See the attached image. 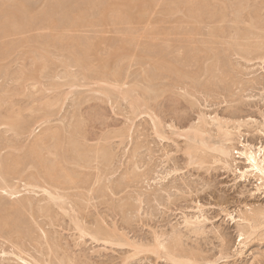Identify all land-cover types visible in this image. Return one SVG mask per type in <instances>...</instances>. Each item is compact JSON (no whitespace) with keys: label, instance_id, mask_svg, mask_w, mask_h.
I'll list each match as a JSON object with an SVG mask.
<instances>
[{"label":"rangeland","instance_id":"obj_1","mask_svg":"<svg viewBox=\"0 0 264 264\" xmlns=\"http://www.w3.org/2000/svg\"><path fill=\"white\" fill-rule=\"evenodd\" d=\"M113 1L97 0V2H99L98 4H100V6H97V4H94V2L97 3L96 0H60V2L59 0H0V120L3 121L5 119L3 117H7L6 115L13 116L14 112L16 111L20 113V117L24 116L22 119H25V121H28L29 123L28 129L26 130L28 132L25 131L26 135H23V133L21 135L14 134L10 130L9 132L8 128L4 125H1L0 121V158L5 160H0V162L3 161L1 163H7L8 161H10L9 159L11 157V159L13 158L14 160L21 163H18L17 167L15 168V171L18 169V173L16 172L15 174H13L16 176V178L15 176L13 177V175H9L6 177V179L8 178L7 182L10 183L11 176L12 179H17L19 175L20 177L22 176V178H20L19 180L27 181V179L30 177H26L27 174L30 175V173L34 174L36 172L37 168H34L36 167V165H34L33 168L27 166V163H29V161L32 162V165L34 163V156L33 158L32 156H28L27 152L30 148H28V145H32L35 138H37L39 135H42V137H44L47 133L48 136H54L55 134L58 136L62 131V137H60L62 139L59 140L60 142L57 141V139L61 135H59L58 138L57 136L56 138L48 137V139L47 136L46 138H44L45 143L47 142V140H49V142H47L49 144V147H47V154H44L46 153L45 150L44 152L41 151V155L45 157V160L49 157L48 160L53 161V156L56 157L55 159H58L61 156L59 154H63L64 151L66 152V150L64 149H66V146H68L66 144V140L70 137V135L68 134L74 129V126L80 123L78 126H80L79 129L81 130V136L83 135L85 141H87H84L86 149H90V152L93 153L96 148H99L100 144V146L102 147L99 148L100 150L103 149L102 151H105L107 149L108 151H105L106 156L104 155L103 159H107V161H109L108 158L110 159V162H107L108 167H105V164L107 165V163H104L103 159V162L98 166L104 168L102 169L103 171L101 173L105 175L104 177L102 176V183L100 184V186L103 187L104 184L107 183L106 185L111 189L109 190V192L106 189L107 194L105 193V190L103 191V194H101V196H104L103 198L101 197L100 199L99 194H97L98 198L90 201V204L88 203L87 206L86 203L85 205H83L84 208L82 207L83 209L81 210L84 211H79V213H81L80 215L83 216L81 218H84L85 222L87 221L86 224H89L90 226H92L93 224L101 225L104 229L110 227L109 230H112V228L117 229L118 225L119 229L116 230L117 234L124 235V238L122 239H127V241H129V244H133L134 240V244L137 243L136 245L147 246L151 243L153 244V240L157 236L159 237L158 241H163L164 246H169V244L171 246V244L173 245L174 243V239H180L179 243L182 242V245L179 244L178 250H181V252L183 251L182 253L185 252L186 254L191 253V255H195L194 257L198 258V261L200 259H203L205 262L209 261L208 263H210V260L213 262L212 258L214 260L218 259L219 255L221 257V254L223 252L225 254L227 253L226 255L229 256L217 261V264H264L263 234H259H262L263 238L261 236H257L258 239L252 238L251 242L248 241L247 246L242 250L241 253H239L240 248L236 247L239 240L237 237L236 225L235 223L230 222L229 217L227 218V216L224 215V213L226 214V212H228L232 213L233 216H237L240 209V211L248 209L249 205L251 207L258 205L263 206L264 192L260 191L258 193L254 190L255 182L253 180L252 182H238L234 180V176L230 172H228V170L225 169L221 163L215 162L213 158L216 157V154L214 155V152H203V150H199L200 152H197V156L200 157V155H202L201 152L207 154L205 155L206 157H204V154L202 155V157L205 158L203 162L204 164L199 165L197 163V165L196 163H192V165L189 162L190 157H188V155L185 153V148L189 147V145L193 146V143H189L187 140L188 138L184 137V135H180L181 137L177 135L178 129H180L179 131L181 133L183 129L184 133V131L187 130L189 124L196 125L198 123L197 115L201 111L206 115V117H213L215 114H217L219 117H226L227 119L231 117L229 118V120H239V118H241L242 120H247V117L248 119L252 118L254 119L252 121L256 120L257 123L249 122V125L251 123L252 125L249 128L242 129L245 134H247L248 132L252 134L251 136L249 135V139L247 137L248 135L244 136V138L253 145H255V143L257 145V143L259 144L261 141L263 142L264 137L260 139L261 136L257 135L255 131L252 132V129L250 130V128L258 123H261L262 126H259L258 124L257 127H263L264 124V48L260 49L259 51L258 49H254V55L253 53H248V55L244 52V49H246V47L244 48V46L247 45V43L248 45H251L252 42L259 43V41H264V39L262 40V38L264 37V31H259L260 33H258V30L264 29V0H242L244 1V4H239V0H227L229 4H227L226 0H134L136 2V5H134L135 3L133 2V0H128V3L126 0V4H132L131 6L128 5L129 8H126V10L128 11L127 14L126 10H124L125 7H127L126 4L124 5L125 0ZM205 1L209 2L208 6H206L207 3ZM231 1L233 4L231 3ZM111 2H113V7L111 5ZM122 2L123 4H121ZM138 2L141 4V6ZM145 2L147 3V6L145 8H142L143 3L144 6L146 5ZM214 2L217 4L215 5ZM248 3L250 4L248 5ZM246 4L248 5V9L245 7ZM251 4L253 8L249 7L251 6ZM137 5L140 10L138 9V7H134ZM235 5H243V7L239 8L238 6V8H235ZM104 6L105 8H103ZM188 6L190 8L198 7V13H196L197 11H192L191 13V10ZM231 6L232 8H230ZM120 7H122L123 10H120ZM131 7L132 9H130ZM134 8L137 9L135 10ZM225 8L226 10L229 9V11H226ZM118 9L120 10V12L122 11V15L119 13ZM147 9L148 11H146ZM171 9L172 12L170 11ZM180 9H182V11ZM211 9L212 11H210ZM110 10L111 13H109ZM178 10L181 12H178ZM186 10H188L189 12ZM255 10L258 14L257 16L256 12L254 13ZM100 11L104 12L101 13ZM115 11L117 12L116 15ZM218 12L221 13L219 14ZM248 12L250 15L249 17L255 16L256 19H252H255L256 23L259 22L261 24L255 25V21L253 22V20L248 17ZM124 15H126V17H124ZM8 16L10 17L8 18ZM124 18H127L128 20H125ZM250 20L252 21L250 22ZM235 21L237 22V24L235 23ZM121 22L123 24H121ZM71 24H74V26L72 27ZM261 27H263V29H259ZM253 28L255 30H258L255 31ZM223 29L225 30L223 31ZM252 30L255 32L254 35L257 37L258 34H261L263 32L261 34L262 36L259 35V40L253 38L250 41L249 39L246 40L244 38L245 34L243 33L248 31L253 34L254 32ZM233 31L234 33H232ZM230 44L232 49H230ZM193 47H195V49ZM236 50H239L238 53ZM190 51L192 54L190 53ZM47 52H49V54ZM258 53L259 56H257ZM209 54L210 57L208 58L207 55ZM255 57L258 59L259 57H262L263 60L261 59V61H258V59H256ZM185 58L187 59L185 60ZM248 58L252 61H249ZM253 58H255L256 60ZM74 59L78 60L79 63L76 64L74 62ZM64 65L66 67H64ZM218 65L220 67H218ZM51 78L53 81L51 80ZM118 79H121V85L124 84L122 85V90H128V87L130 90V85L134 86L135 88L139 87V90L136 89L137 93H133V97H137L138 95L140 96V92L142 90H144L141 92L142 95H144L145 90H155L153 95L156 96L157 94L158 96L156 97L160 99H156L157 102H153V106L155 105L154 109L155 112L157 111L156 113L158 114V116L161 119L163 118V123L166 122L164 124L165 130H163L165 131L164 133H166V137H169V139H167L168 141L166 140V138L160 140L159 138L153 136L154 132L152 130L151 123L149 121V118L145 114H140L138 118H136L137 116H135V118H132L134 117V115L130 112L131 110H129L128 104L121 98L119 99L113 91V96H111L109 99H107V96L100 92V90L103 89L111 92L113 86L110 85L114 84L112 83V81L117 82ZM70 80H72V82ZM100 81L103 83H100ZM104 81L109 82V86L112 88L110 89V87L108 86L109 83L105 84ZM95 82L99 84L95 85ZM66 83L67 85H69L70 83H75L76 85L74 84L73 87H69L70 85L66 86ZM106 85L109 88L106 87ZM46 86L48 88H46ZM62 86L64 87L62 88ZM50 89H52L53 91L51 90V92H49ZM46 90L49 91L46 92ZM183 90L184 92L187 91V93L185 94H187L188 96L190 94L191 95L188 97L183 93ZM206 91L209 92L206 93ZM164 92L165 94H163ZM181 94L183 96H181ZM48 95H50V97ZM65 95H67L66 99H63L64 97L62 96ZM43 96L46 97L44 98ZM43 98L44 100L42 102ZM34 99L38 102L41 101V103L39 104L37 101L36 103H33ZM174 99H176V101ZM31 100H33V102ZM2 104L5 105L3 106ZM51 104H54L53 107H49L51 106ZM39 105H41L43 108ZM28 108H30V111H28ZM32 109L34 110L33 113ZM38 109H40V111ZM41 110L42 112L46 110V113H52H49L48 115L45 112L42 113ZM170 110L172 111V113L170 112ZM175 110L177 111L175 112ZM50 114L54 116L50 118ZM179 114L182 116H180ZM27 115H29V117ZM46 115L48 117H46ZM174 116L178 119H176ZM42 117L44 118L42 119ZM127 119H129L130 121H125ZM34 122L38 123L34 124ZM176 122H178L179 124H176ZM195 122L196 124H194ZM30 124L33 126H30ZM168 124L173 125L176 128L171 129L168 127ZM183 124L185 127L183 126ZM61 126H63L64 129ZM46 127L48 130H45V134L44 129ZM49 127L51 130L49 129ZM54 127L56 129L58 127L60 131L54 129ZM67 128L68 130H66ZM4 129L7 130V132ZM208 129L210 130H208L207 135H212V137L214 136V139L216 136V134H214L215 127L211 126L208 127ZM42 130L44 131V134ZM55 130L57 132L59 131V133L55 132ZM49 131H51V134L49 133ZM53 132L54 134H52ZM121 134H123L125 137ZM3 135L4 137H1ZM36 135L37 137H35ZM176 135L179 138L176 137ZM64 136H66L67 139H64ZM210 136H208V139H206L207 136H205V141L207 143H209L208 141H211ZM104 138L111 141L109 142ZM63 139L65 143L64 141H62ZM103 139L106 143H104ZM30 140H32L33 142L31 143ZM54 140L58 143L57 144L56 142H54V146L56 143L57 148L58 145L63 146V152L61 150H58L60 151V153H57L59 156L51 154L48 155V148H50L51 150V144L54 148ZM102 140L103 142H101ZM215 142L217 143L218 139L213 140L212 142H210V144H215ZM48 144H44L45 146L43 145L42 148L45 149ZM66 154H69L70 156H63L65 155V153L62 156L65 159H70L72 153L68 151L66 152ZM44 155H48V157ZM19 156H21V158ZM25 156H27L28 158L26 159ZM90 156H93V154L90 153ZM48 160L46 162H48ZM99 162L100 161H98V163ZM239 163L240 164L238 166L242 167L243 163ZM74 166L73 164H65V167L68 168L67 170H78V172L82 173V178L87 179L89 176V178L91 177L90 179H93L92 181L94 182L95 177L97 176V170H95L94 168H91V170H87L86 168L85 171V169L83 168L77 169L75 168L76 166ZM40 168L38 166V172H40L41 175L34 174L31 176H42L43 169ZM22 171L25 175L22 173ZM125 175H127L128 177H125ZM15 179H13V182L11 181L12 184H10L16 185L15 183H17V185L14 186V189L16 187L18 189H15V191H22L21 193L18 192L19 195L17 194V196L15 195L13 197H8L5 193L3 194V192L0 191V196H2L0 197V210L2 206L3 208H6L8 210V213L11 212L10 205L13 204L14 200H21L26 196L29 198L34 196L33 200L34 202H37L38 200H40L39 197L42 196L41 191H39L40 189H32L34 193L32 191L29 193V191H27L28 189L26 191H23L24 185L22 186V183L24 181H20L19 183V181L17 182V180L15 182ZM1 180L0 183L2 184L3 182ZM88 181V185H90V188H92V186H94L92 184L94 183L89 179ZM109 182L110 185L108 184ZM20 186L23 188H20ZM98 190H101V187ZM112 190L113 194H111L112 192L110 193V191ZM14 197L18 198L16 199ZM104 201L107 202L105 203ZM6 203H8L9 205H6ZM41 203L43 204L44 202ZM1 204L5 205L3 206ZM245 204L249 205L245 207ZM121 205L124 206V208L127 207L129 209L127 210L126 208L123 211H120L118 208L117 210V206L121 207ZM198 206L200 207L202 213L197 211ZM93 209L97 210L95 211ZM87 210H90L91 213ZM111 210L114 211L112 212ZM137 210L139 212H137ZM224 210H226V212ZM53 211L54 214H52L53 216L51 215L52 219H50L53 228L51 227L49 219L47 220V218L45 219L43 217H38L36 212H33L34 216L30 217V213H25V211H23V216H21V218H18L19 220L16 221L13 220V218V221L10 222V224H7V226L5 225V228L3 227L1 230V234H4L6 237L3 235L2 237L0 234V236L4 239L3 240L2 238H0V251H4L7 254L2 255L3 257L0 254V264H24L21 261H16V257H14V255L12 254L13 252L15 254L19 252L18 248L15 249V245L17 243V245H19L20 243V247L26 244L24 246L25 248L22 247L24 251L28 252L30 249L31 252L29 251L28 254L30 253L31 257H34L36 261L39 259L38 262L40 263H44L45 261L44 264H59V259L65 260L67 264H177L170 262L164 257H161L162 259L156 258V256H154L153 254L146 252H143L145 254L141 253L139 255H136L134 256V258H127L129 255H131V250L133 251V249L129 248L130 246L128 245H124V247L121 246L120 248H118L119 246L115 244H110L111 246L109 244H106L109 245L106 246L105 243L103 244V242L101 241L94 242V240H92L90 237H75V235L78 236V233L74 230V228L72 229L73 226L70 223L69 218H66V216L63 215V213H61V211H59L57 208H55V210L53 209ZM195 211L199 213L197 214ZM4 213H6V210L4 211ZM200 213L204 218L202 222H204L198 225L199 228L198 226H193L194 228L192 226V228L184 226L183 220L185 216L190 217L191 215L195 214L200 215ZM95 215L97 217H94ZM99 216H101V218ZM105 217H107L108 221ZM109 217L111 219H109ZM31 219H34V221H32ZM21 220L22 222H20ZM89 220L91 221L90 223ZM23 221L27 223L28 226H26L25 223L22 224ZM98 221L100 222L98 223ZM11 223H13V225ZM37 223L39 226L37 225ZM110 223L113 224L111 225ZM45 225L47 226V228L45 227ZM15 227L17 228V232L18 228L19 232L21 228L24 227L25 229L23 228V231H21V233L18 232L17 234H12L11 231H14V229H16ZM27 228H29L27 231L28 234L33 232V234L38 233V235L36 236L34 234L36 236H34L35 238L32 235L33 239H31L30 234L28 239H24V235L20 236V234L26 233L25 230ZM173 228H175L176 230ZM31 229L32 232H29L31 231ZM63 229L64 231H62ZM191 229L195 231L193 233L196 236L193 235ZM37 230L40 232V234ZM44 232L47 235V239L46 236L44 237ZM8 233H10L9 237ZM20 237H22L24 240H22ZM15 238L17 239L15 240ZM259 238H261V240ZM28 240L32 241L33 243H30V241ZM258 240L260 241L258 242ZM127 241L125 240L124 243H127ZM47 243H49L48 247H46ZM57 245L60 247L58 248ZM32 247L35 250L32 249ZM36 249H39L42 253H39L40 251ZM53 250L57 252H54V255H52L53 253L50 252ZM196 250H198L199 252ZM49 254L51 255L49 256ZM69 254L70 256H68ZM23 257L32 262V260L29 259L28 256L26 257L24 255ZM13 259L14 262L12 261ZM41 259L43 262L41 261ZM204 261L200 260L199 263L206 264L207 262L205 263Z\"/></svg>","mask_w":264,"mask_h":264},{"label":"bare ground","instance_id":"obj_2","mask_svg":"<svg viewBox=\"0 0 264 264\" xmlns=\"http://www.w3.org/2000/svg\"><path fill=\"white\" fill-rule=\"evenodd\" d=\"M85 1V0H84ZM93 1V0H92ZM100 1V0H99ZM113 1V0H112ZM135 1H137V0H135ZM134 0H133V2L135 3L134 5H136V2H135ZM152 1V0H151ZM167 1V0H166ZM207 1V0H206ZM205 1V2H206ZM242 0H239L238 1V3L239 4H242L244 1H242ZM255 1V0H254ZM22 2V1H21ZM59 2H60V0H59ZM96 2H97V0H96ZM114 2V1H113ZM113 2H111V5H112V7H113ZM132 2V3H133ZM140 2V1H139ZM138 2V3H139ZM178 2V1H177ZM200 2V1H199ZM226 2H227V0H226ZM241 2V3H240ZM264 2V1H263ZM56 3V2H55ZM63 3V2H62ZM85 3V2H84ZM99 2H97V3H95L94 2V4H97V6H100V4H98ZM102 3V2H101ZM108 3H109V1H108ZM116 3V2H115ZM127 3H128V0H127ZM137 3V4H138ZM141 3V2H140ZM139 3V4H140ZM170 3V2H169ZM183 3V2H182ZM192 3V2H191ZM201 3H203V2H201ZM207 3V5L206 6H208V3L209 2H206ZM231 3H232V1H231ZM236 3V2H235ZM234 3V4H235ZM49 4V3H48ZM103 4V3H102ZM101 4V5H102ZM120 4V3H119ZM121 4H123V2L121 3ZM126 4V0H125V2H124V5ZM142 4V3H141ZM141 4H140V6H141ZM145 6H144V3H143V6H142V8H145L146 6H147V3L145 2ZM148 4H150V3H148ZM187 4V3H186ZM198 4V3H197ZM214 4L216 5L217 3H215L214 2ZM227 4H229L228 2H227ZM233 4V3H232ZM244 4V3H243ZM250 3H248V5H249ZM129 4H126V6L127 7H125V9L124 10H126V8H129V6H131L132 4L130 3V5L128 6ZM203 5V4H202ZM247 4L245 5V7L247 8V6H248ZM258 5V4H257ZM260 5V4H259ZM12 6V5H11ZM10 6V7H11ZM76 6V5H75ZM85 6V5H84ZM91 6V5H90ZM97 6H95V7H97ZM107 6H108V4H107ZM115 6V5H114ZM119 6H121V5H119ZM179 6V5H178ZM210 6V5H209ZM236 7L235 8H238V6H239V8L240 7H243V5H235ZM62 7V6H61ZM117 7H118V4H117ZM116 7V8H117ZM134 7H138V5L137 6H134ZM169 7V6H168ZM174 7V6H173ZM189 7V6H188ZM195 7V6H194ZM244 7V8H245ZM249 7H252V4H251V6H249ZM255 7H256V5H255ZM262 7V6H261ZM260 7V8H261ZM44 8V7H43ZM101 8V7H100ZM103 8H105V6L103 7ZM107 8V7H106ZM141 8V9H142ZM148 8V7H147ZM190 8V7H189ZM193 8V7H192ZM190 8V12L192 13V11L193 12H196V13H198V11H199V8L198 7H195V8ZM229 8V7H228ZM230 8H232V6L230 7ZM229 8V9H230ZM233 8H234V6H233ZM243 8V9H244ZM253 8V7H252ZM10 9V8H9ZM69 9V8H68ZM91 9H93V8H91ZM102 9V8H101ZM120 10L122 9V7H120L119 8ZM118 9V10H119ZM130 9H132V7L130 8ZM135 9V8H134ZM137 9V8H136ZM135 9V10H136ZM138 9L140 10V8L138 7ZM149 9V8H148ZM148 9L146 10V11H148ZM168 9V8H167ZM208 9V8H207ZM214 9V8H213ZM229 9H227L226 10V8H225V10L226 11H229ZM242 9V10H243ZM248 9V8H247ZM258 9V8H257ZM120 10H119V13L121 14V12H120ZM123 10V9H122ZM177 10V9H176ZM181 11H182V9H180ZM189 10V9H188ZM188 10H186V11H188ZM204 10H206V9H204ZM209 10V9H208ZM260 10V9H259ZM263 10V9H262ZM130 11V10H129ZM145 11V12H146ZM171 12H172V9L170 10ZM181 11H179L178 10V12H181ZM203 11V10H202ZM210 11H212V9L210 10ZM220 11V10H219ZM231 11V10H230ZM233 11V10H232ZM241 11V10H240ZM250 11V10H249ZM12 12H14V11H12ZM101 12V11H100ZM104 12V11H103ZM103 12H101V13H103ZM116 12V11H115ZM125 12V11H124ZM160 12H161V10H160ZM173 12H174V10H173ZM177 12V11H176ZM189 12V11H188ZM209 12V11H208ZM223 12V11H222ZM242 12H244V11H242ZM253 12V11H252ZM256 12V10L254 11V13ZM81 13V12H80ZM85 13V12H84ZM107 13V12H106ZM109 13H111V10H110V12ZM128 13V11L126 10V14ZM137 13H140V12H137ZM142 13V12H141ZM217 13V12H216ZM219 13V12H218ZM221 13V12H220ZM219 13V14H220ZM229 13V12H228ZM16 14V13H15ZM41 14V13H40ZM47 14V13H46ZM54 14V13H53ZM117 14V12L115 13V15ZM123 14H125V13H123ZM178 14V13H177ZM181 14H183V13H181ZM210 14V13H209ZM227 14V13H226ZM234 14V13H233ZM242 14H244V13H242ZM102 15V14H101ZM122 15V14H121ZM194 15V14H193ZM215 15V14H214ZM258 14H257V12H256V16H257ZM21 16V15H20ZM48 16V15H47ZM114 16V15H113ZM170 16V15H169ZM187 16V15H186ZM199 16V15H198ZM236 16V15H235ZM250 15H249V12H248V17H249ZM10 16H8V18H9ZM24 17V16H23ZM80 17H82V16H80ZM80 17H79V19H80ZM106 17V16H105ZM104 17V18H105ZM123 17V16H122ZM124 17H126V15H124ZM130 17V16H129ZM193 17V16H192ZM213 17V16H212ZM217 17V16H216ZM229 17V16H228ZM233 17V16H232ZM39 18H40V16H39ZM61 18V17H60ZM65 18V17H64ZM103 18V17H102ZM108 18V17H107ZM194 18V17H193ZM197 18V17H196ZM200 18V17H199ZM225 18V17H224ZM227 18V17H226ZM231 18V17H230ZM239 18V17H238ZM249 18H255V16L254 17H249ZM262 18V17H261ZM21 19V18H20ZM58 19V18H57ZM106 19V18H105ZM111 19V18H110ZM109 19V20H110ZM113 19V18H112ZM125 20L127 19V18H124ZM191 19V18H190ZM211 19V18H210ZM213 19V18H212ZM241 19V18H240ZM256 19V18H255ZM255 19L253 20V22L255 21ZM56 20V19H55ZM128 20V19H127ZM198 20V19H197ZM229 20V19H228ZM233 20V19H232ZM252 20H250V22L252 21ZM74 21V20H73ZM80 21V20H79ZM104 21V20H103ZM105 21H107V20H105ZM226 21V20H225ZM224 21V22H225ZM236 21H237V19H236ZM235 21V23L237 24V22ZM246 21V20H245ZM263 21V20H262ZM109 22V21H108ZM111 22H112V20H111ZM117 22V21H116ZM115 22V23H116ZM122 22H123V20H122ZM121 22V24H123ZM194 22V21H193ZM247 22V21H246ZM252 22V23H253ZM75 23V22H74ZM97 23V22H96ZM217 23V22H216ZM240 23V22H239ZM264 23V22H263ZM1 24V23H0ZM12 24V23H11ZM14 24V23H13ZM69 24V23H68ZM129 24V23H128ZM199 24V23H198ZM223 24V23H222ZM249 24V23H248ZM256 24H261V23H256V21H255V25ZM50 25V24H49ZM72 25V24H71ZM81 25V24H80ZM87 25V24H86ZM11 26V25H10ZM25 26V25H24ZM56 26V25H55ZM74 26V24L72 25V27ZM117 26V25H116ZM249 26V25H248ZM9 27V26H8ZM64 27V26H63ZM70 27V26H69ZM82 27V26H81ZM250 27V26H249ZM253 27V26H252ZM264 27V26H263ZM263 27H261V28H259V29H263ZM37 28V27H36ZM256 28V27H255ZM55 29V28H54ZM78 29V28H77ZM254 29V28H253ZM14 30V29H13ZM26 30V29H25ZM64 30H66V29H64ZM68 30V29H67ZM225 29H223V31H224ZM231 30V29H230ZM247 30V29H246ZM255 30V29H254ZM258 30V29H257ZM257 30H255V31H257ZM253 31V30H252ZM259 31H264V29L263 30H258V33H260ZM15 32V31H14ZM254 32V31H253ZM228 33V32H227ZM232 33H234V31L232 32ZM257 33V32H256ZM263 33V32H262ZM261 33V34H262ZM17 34V33H16ZM19 34V33H18ZM243 34H245V36H244V38L246 39V40H252L253 38H256V39H258V38H260L259 37V35H261V34H258V37L257 36H255L254 34H255V32L252 34L251 32H244ZM227 35V34H226ZM242 35V34H241ZM264 35V34H263ZM210 36V35H209ZM212 36V35H211ZM219 36V35H218ZM217 36V37H218ZM234 36V35H233ZM262 36V35H261ZM213 37V36H212ZM223 38V37H222ZM235 38V37H234ZM251 38V39H250ZM232 39V38H231ZM230 39V40H231ZM236 39V38H235ZM234 39V40H235ZM238 39V38H237ZM264 39V37L262 38V40ZM50 40V39H49ZM255 40V39H254ZM259 40V39H258ZM232 41V40H231ZM241 41V40H240ZM82 42V41H81ZM87 43V42H86ZM233 43H234V41H233ZM232 43V44H233ZM254 42H252V44L250 45H248V43H247V45H245L244 46V48L246 47V49H244V52L246 53V54H248V53H250V54H252L253 53V51H254V49H258V51L260 50V49H263L264 48V41H259V43H254ZM85 44V43H84ZM103 44V43H102ZM126 44H128V43H126ZM125 44V45H126ZM54 45V44H53ZM81 45V44H80ZM237 45V44H236ZM236 45H235V47H236ZM103 46V45H102ZM234 46V45H233ZM240 46V45H239ZM238 46V47H239ZM242 46V45H241ZM91 47V46H90ZM230 47H231V44H230ZM9 48V47H8ZM85 48V47H84ZM194 49H195V47H193ZM166 49V48H165ZM185 49V48H184ZM193 49V50H194ZM230 49H232V47L230 48ZM229 49V50H230ZM234 49H236V48H234ZM253 49V50H252ZM75 50V49H74ZM74 50H73V52H74ZM160 50V49H159ZM164 50V49H163ZM241 50V49H240ZM13 51V50H12ZM192 51V50H191ZM191 51H190V53H191ZM234 51V50H233ZM237 51V50H236ZM239 51V50H238ZM238 51H237V53H238ZM235 52V51H234ZM243 52V51H242ZM48 54H49V52H47ZM71 53V52H70ZM76 53V52H75ZM74 53V54H75ZM86 53V52H85ZM216 53V52H215ZM236 53V52H235ZM240 53H241V51H240ZM88 54V53H87ZM125 54V53H124ZM192 54V53H191ZM194 54H195V52H194ZM244 54V53H243ZM242 54V55H243ZM245 54V55H246ZM263 54V53H262ZM126 55V54H125ZM131 55V54H130ZM249 55V54H248ZM253 55H254V53H253ZM253 55H252V57H253ZM257 55V54H256ZM41 56H43V55H41ZM76 56H77V54H76ZM75 56V57H76ZM80 56V55H79ZM78 56V57H79ZM188 56V55H187ZM191 56V55H190ZM208 56V58L210 57V54L209 55H207ZM239 56H240V54H239ZM251 56V55H250ZM249 56V57H250ZM257 56H259V53H258V55ZM124 57H127V56H124ZM189 57V56H188ZM193 57V56H192ZM43 58V57H42ZM51 58V57H50ZM69 58V57H68ZM98 58V57H97ZM216 58V57H215ZM240 58H243V57H240ZM245 58V57H244ZM256 58V57H255ZM255 58H253V59H255ZM62 59V58H61ZM65 59V58H64ZM71 59V58H70ZM77 59V58H76ZM82 59V58H81ZM187 58H185V60H186ZM194 59V58H193ZM249 59V58H248ZM247 59V60H248ZM256 59H258V58H256ZM255 59V60H256ZM261 59H262V57L260 58L259 57V59H258V61L260 60L261 61ZM38 60V59H37ZM182 60V59H181ZM215 60V59H214ZM218 60H219V58H218ZM217 60V61H218ZM244 60V59H243ZM246 60V61H247ZM251 59H249V61H250ZM263 60V59H262ZM65 61V60H64ZM83 61V60H82ZM252 61V60H251ZM3 62V61H2ZM61 62V61H60ZM74 62L77 64V63H79V61L78 60H75L74 59ZM80 62H81V60H80ZM87 64V63H86ZM213 64V63H212ZM216 64H218V63H216ZM116 65V64H115ZM87 66V65H86ZM64 67H66L65 65H64ZM68 67V66H67ZM88 67V66H87ZM117 67V66H116ZM218 67H220L219 65H218ZM215 68H217V67H215ZM84 69V68H83ZM114 70V69H113ZM119 70V69H118ZM215 70V69H214ZM217 70V69H216ZM115 71H116V69H115ZM114 71V72H115ZM176 71H178V70H176ZM215 72V71H214ZM217 72H219V71H217ZM210 73V72H209ZM115 74V73H114ZM69 75V74H68ZM102 75V74H101ZM49 76V75H48ZM53 76H54V74H53ZM216 76V75H215ZM56 77V76H55ZM70 77V76H69ZM68 77V78H69ZM75 77V76H74ZM217 77V76H216ZM215 77V78H216ZM48 78V77H47ZM76 78V77H75ZM85 78V77H84ZM99 78V77H98ZM58 79V78H57ZM71 79H72V77H71ZM211 79V78H210ZM214 79V78H213ZM51 80H52V78H51ZM65 80V79H64ZM90 80V79H89ZM121 80V79H120ZM120 80L118 79L117 80V82H113L112 81V83H114V84H112V85H110V83L109 82H106V81H104V83L106 84V83H109L108 84V86L110 85V86H113V88L112 87H110V89L112 88V89H114V90H112L111 89V92L110 91H107V90H100V92H102L105 96H107L106 98L107 99H109L111 96H113L112 95V91L117 95V97L120 99H122L123 101H125L127 104H128V107H129V110H131L130 112L134 115V117H132V118H135V116H137L136 118H138V116L140 115V114H145L148 118H149V121H150V123H151V126H152V130H153V136L154 137H157V138H159L160 140L162 139H165L166 138V140L167 139H169V137H166V133H164L165 131V129H164V124L166 123H163V121H162V119L158 116V114L155 112V109H154V107H155V105L153 106V102H157L156 101V99H158V97H156V96H158L156 93V96L155 95H153V93L155 92V90H145V92H144V95H142V91H144V90H142L141 92H140V96L138 95L137 97L135 96V97H133V93H137L136 91V89H138L139 90V87H134V86H132V85H130V90H129V87L127 88L128 90H122V85H124V84H122L121 85V83H120ZM212 80V79H211ZM53 81V80H52ZM71 82H72V80H70ZM99 81V80H98ZM98 81H96V82H98ZM102 81V80H101ZM100 81V83H103V82H101ZM116 81V80H115ZM118 81H119V83H118ZM74 82H76V81H74ZM79 82V81H78ZM94 82V81H93ZM95 82V85L96 84H99V83H96ZM134 82V81H133ZM38 83V82H37ZM42 83V82H41ZM40 83V84H41ZM135 83V82H134ZM137 83V82H136ZM47 84V83H46ZM75 83H70L69 85H67V83H66V86H69V87H73V85H74ZM127 84V83H126ZM139 84V83H138ZM44 85V84H43ZM61 85H63V84H61ZM76 85V84H75ZM94 85V86H95ZM136 85V84H135ZM65 86V87H66ZM100 86V85H99ZM104 86V85H103ZM107 85H106V87H108ZM201 86V85H200ZM203 86V85H202ZM44 87V86H43ZM64 86H62V88H63ZM76 87V86H75ZM90 87V86H89ZM101 87V86H100ZM108 87V88H109ZM191 87V86H190ZM189 87V88H190ZM208 87V86H207ZM45 88V87H44ZM46 88H48L47 86H46ZM77 88H78V86H77ZM126 88V87H125ZM53 89V88H52ZM52 89H50V91L49 90H46V92L47 91H49V92H51V90ZM70 89V88H69ZM73 89V88H72ZM203 89V88H202ZM42 91V90H41ZM53 91V90H52ZM58 91V90H57ZM97 91V90H96ZM99 91V90H98ZM182 91V90H181ZM189 91V90H188ZM191 91H193V90H191ZM28 92V91H27ZM91 92V91H90ZM95 92V91H94ZM108 92H110V93H108ZM170 92V91H169ZM174 92V91H173ZM207 92H209V91H206V93ZM212 92V91H211ZM29 93V92H28ZM38 93V92H37ZM45 93V92H44ZM57 93V92H56ZM160 93V92H159ZM167 93V92H166ZM175 93V92H174ZM183 93L185 94V93H187V91L186 92H184V90H183ZM189 93V92H188ZM196 93V92H195ZM83 94V93H82ZM95 94H97V93H95ZM99 94V93H98ZM163 94H165V92L163 93ZM163 94H162V96H163ZM200 94V93H199ZM212 94V93H211ZM29 95V94H28ZM59 95V94H58ZM79 95V94H78ZM161 95V94H160ZM174 95V94H173ZM185 95H187V94H185ZM191 95V94H190ZM189 95V96H190ZM3 96V95H2ZM49 97H50V95H48ZM66 96L67 95H65V96H62V97H64L63 99H66ZM155 96V97H154ZM181 96H183L182 94H181ZM188 96V95H187ZM188 96V97H189ZM44 97V96H43ZM46 97V96H45ZM44 97V98H45ZM54 97V96H53ZM208 97V96H207ZM240 97V96H239ZM7 98V97H6ZM44 98L42 99V102H43V100H44ZM112 98H114V97H112ZM116 98V97H115ZM172 98V97H171ZM173 98H175V97H173ZM193 98V97H192ZM241 98H243V97H241ZM240 98V99H241ZM39 99V98H38ZM56 99V98H55ZM63 99H62V101H63ZM85 99V98H84ZM118 99V100H119ZM160 99V98H159ZM158 99V100H159ZM188 99V98H187ZM191 99V98H190ZM194 99V98H193ZM193 99H192V101H193ZM41 100V99H40ZM50 100V99H49ZM57 100V99H56ZM87 100H89V99H87ZM86 100V101H87ZM112 100V99H111ZM170 100H172V99H170ZM175 101H176V99H174ZM177 100H179V99H177ZM238 100V99H237ZM1 101V100H0ZM3 101V100H2ZM32 102H33V100H31ZM37 101V100H36ZM36 101H35V99H34V102L33 103H36ZM79 101V100H78ZM110 101V100H109ZM113 101V100H112ZM232 101V100H231ZM38 102V101H37ZM48 102V101H47ZM83 102V101H82ZM122 102V101H121ZM187 102H189V101H187ZM205 102V101H204ZM234 102V101H233ZM39 104L41 103V101L40 102H38ZM120 103V102H119ZM177 103V102H176ZM229 103V102H228ZM42 104H44V103H42ZM55 104H56V102H55ZM3 105V104H2ZM5 105V104H4ZM3 105V106H4ZM47 105V104H46ZM54 105V104H53ZM53 105L51 104V106H49V107H53ZM116 105V104H115ZM178 105V104H177ZM195 105V104H194ZM8 106V105H7ZM14 106V105H13ZM39 106H41V105H39ZM61 106V105H60ZM60 106H59V108H60ZM174 106V105H173ZM173 106H171V107H173ZM176 106V105H175ZM26 107V106H25ZM42 107V106H41ZM171 107H170V109H171ZM196 107V106H195ZM7 108V107H6ZM32 108V107H31ZM34 108V107H33ZM37 108V107H36ZM39 108V107H38ZM43 108V107H42ZM45 108H46V106H45ZM3 109V108H2ZM23 109H25V108H23ZM29 110L28 111H30V108H28ZM41 109V108H40ZM40 109H38L39 111H40ZM119 109H120V107H119ZM167 109V108H166ZM175 109V108H174ZM230 109H231V107H230ZM233 109V108H232ZM5 110V109H4ZM18 110V109H17ZM168 110V109H167ZM180 110V109H179ZM178 110V111H179ZM201 110V109H200ZM199 110V111H200ZM6 111H7V109H6ZM47 111H48V109H47ZM123 111H125V110H123ZM177 110H175V112H176ZM3 112V111H2ZM13 112H14V110H13ZM34 112V110L32 109V113ZM41 112H42V110H41ZM40 112V113H41ZM43 112H45L46 113V110L45 111H43ZM42 112V113H43ZM127 112V111H126ZM170 112L172 113V111L170 110ZM238 112V111H237ZM242 112V111H241ZM7 113V112H6ZM49 113H52V112H49ZM49 113H46V114H48L49 115ZM130 113V114H131ZM167 113H169V112H167ZM214 113V112H213ZM3 114V113H2ZM5 114V113H4ZM75 114V113H74ZM74 114H72V115H74ZM160 114V113H159ZM166 114V113H165ZM212 114V113H211ZM215 114V113H214ZM231 114V113H230ZM233 114V113H232ZM41 115V114H40ZM51 115V114H50ZM76 115V114H75ZM125 115V114H124ZM144 115V116H145ZM162 115V114H161ZM168 115V114H167ZM180 115V114H179ZM210 115V114H209ZM221 115V114H220ZM238 115V114H237ZM4 116V115H3ZM7 117H3V118H5L3 121H1V125H4V126H6L7 128H8V131L10 130V131H12L14 134H21L22 135V133H23V135L25 134V131L28 129V126H29V123H28V121H25V119H22L23 117H20V113L19 112H14V114H13V116H8V115H6ZM28 117H29V115H27ZM26 116V117H27ZM31 116V115H30ZM42 116H43V114H42ZM52 116H54V115H51L50 116V118L52 117ZM77 116V115H76ZM165 116V115H164ZM169 116H170V114H169ZM176 116V115H175ZM174 116V117H175ZM180 116H182V115H180ZM230 116V115H229ZM46 117H48L47 115H46ZM45 117V118H46ZM131 117V116H130ZM177 117V116H176ZM175 117V118H176ZM179 117V116H178ZM197 117H198V123L196 124V122L194 123V124H196V125H190L189 124V126H188V128H187V130H185L184 131V133H183V129H182V133L179 131L180 129H176L177 130V135L178 136H183L184 135V137H187L186 139L188 140V142L190 143L191 142V144L193 145V146H190L189 145V147H187V148H185L186 150V154L188 155V157H190L189 158V162L192 164V163H198L199 165H202V164H204L203 162H204V159L205 158H203L202 157V155L204 154L203 152H214V155L216 154V157H214L213 159L215 160V162L216 163H221L222 165H223V167L225 168V169H227L228 170V172H230L233 176H234V180H236V181H238V182H252V180L255 182V186H254V190L256 191V192H260V191H262V192H264V140H263V142L261 141L259 144L257 143V145H256V143H255V145H253L252 143H250L249 141H247V139L245 140V138H244V136H247L248 137V139H249V135L251 136L252 134H250V132H248L247 134H245L244 132H243V130L242 129H246V128H249L251 125H252V123L249 125V122H256L257 123V121L255 120V121H252V120H254V119H252V118H249L248 119V117H247V120H242L241 118H239V120L238 119H236V120H232V119H230L229 120V118H231V117H229L228 119L225 117V118H223V117H219L217 114H215L213 117H211V116H208V117H206V115L204 114V113H202L201 111L199 112V114L197 115ZM197 117H196V120H197ZM264 117V116H263ZM40 118V117H39ZM38 118V119H39ZM44 117H42V119H43ZM64 118V117H63ZM78 118V117H77ZM76 118V119H77ZM147 118V119H148ZM165 118V117H164ZM180 118V117H179ZM30 119V118H29ZM28 119V120H29ZM37 119V120H38ZM125 119V118H124ZM171 119V118H170ZM173 119V118H172ZM176 119H178V118H176ZM241 119V120H240ZM27 120V119H26ZM36 120V121H37ZM50 120V119H49ZM84 120V119H83ZM135 120V119H134ZM175 120V119H174ZM184 120H186V119H184ZM39 121V120H38ZM76 121V120H75ZM125 121H130L129 119H127V120H125ZM166 121H168V120H166ZM170 121V120H169ZM49 122V121H48ZM66 122H67V120H66ZM182 122H183V120H182ZM38 122H34V124H37ZM43 123V122H42ZM41 123V124H42ZM45 123V122H44ZM76 123V122H75ZM178 122H176V124H177ZM31 124H33V123H31ZM30 124V126H33V125H31ZM40 124V125H41ZM61 124H62V122H61ZM80 123H78L76 126H74V129L71 131V132H69V134H68V132H67V134L68 135H70V137L67 139L66 138V136H64L65 138L64 139H67L68 140V142H67V140H66V144L68 145V146H66L67 148L66 149H64V150H66V152H70V153H72V156L70 157V159H65L63 156H68L69 154H66V152L64 151V153H65V155H63V154H59V155H63L60 159L58 158V159H55L56 157L55 156H53L54 157V159H53V161L52 160H48L49 159V157H48V155L49 154H51V155H58L57 153L59 152L60 153V151H58V150H63V146L61 145H58V148H57V145H56V143H57V141H59V140H61L62 138H60V137H62V131L60 132V134L59 135H61V136H59V138H58V136L55 134L54 136H51V135H47L46 134V131L45 130H48L47 129V127L44 129V131H45V136L44 137H42V135H39V136H41V137H37V135L35 136V137H37V138H35V140H30L31 141V143H32V145L30 144V146L28 145V152H27V154H28V156H32V158H33V156H34V163H33V165H32V162L31 161H29V163H27V166H30V167H34V165H36V167H34V168H37L36 169V172L34 173V174H40L41 175V173L40 172H38V166H39V168L41 167L42 169H43V174H42V176H38V177H36V175L35 176H31V175H34L33 173H30V175H28L27 174V176L26 177H28V176H30L28 179H27V181L25 180H19L20 178H22V176L20 177V175H19V177L17 178V179H15L16 178V176L15 175H13V174H15L16 172H17V170L15 171V168L17 167V164L18 163H20V162H18V161H16V160H14L13 158L11 159V157H10V161H8L7 163L6 162H4V163H1V162H3V161H1L0 162V176H1V178H0V180L3 182L2 184L0 183V191H2L3 192V194L5 193L8 197H13V196H17V194H18V192L19 193H21L19 190H17V191H15V189H18V188H16L15 187V189H14V186H16L17 185V183H15L16 185H11L12 183H11V181L13 180V179H15V182H16V180H17V182L19 181V183H20V181H24L23 183H22V186L24 187H21L20 186V188H23V191H26L27 189V191H29V193L32 191V189H40L39 191H41V194H42V196L41 197H39L40 198V200H38L37 202L35 201L34 202V200H33V197H31V198H29V197H25L24 199H17L16 197H14V198H16L17 200H14V199H12V200H14V202H13V204L12 205H10V208H11V212H7L8 210L6 209V208H3L2 206H1V210H0V234H1V230H2V228L6 225L7 226V224H10V222H12L13 220H19L18 218L20 217L21 218V216H23V211H25V213L26 212H28V214L30 213V217L32 216H34L33 214V212H36L37 213V216L38 217H43V218H47V220L49 219V221H50V224H51V220L50 219H52V214H54L53 212V209L55 210V208H57L59 211H61V213H63V215H65L66 216V218L68 217L69 218V221H70V223L72 224V229L74 228V230L78 233V236H76L75 235V233H74V235H75V237H79V238H84V237H90L92 240H94V242H99V241H101V242H103V244L105 243V245L106 244H115V245H117V246H119L118 248H120L121 246H123L124 247V245H128V246H130L129 248H131V249H133V251L131 250V255H129V253H128V257L127 258H134V256H136V255H139V254H141V253H143V252H146V253H150V254H153L154 256H156V258H160V259H162L161 257H164L165 259H167V260H169L170 262H172V263H177V264H201V263H199V261L200 260H202V261H204L203 259H200L199 261L197 260L198 258H196V257H194L195 255H191V253H189V254H186L185 252V254L184 253H182L181 252V250L179 251L178 250V247H179V244H181V243H179V240L178 239H172L173 241H174V243H173V245L171 244V246H170V244H169V246H164L163 245V241H158V239H159V237H155V239L153 240V244L151 245H147V246H143V245H136V244H134V240H133V244L131 243V244H129L128 242L129 241H127V239H122V238H124V235H119V234H117V229H119V227H118V225H117V229H114V228H112V230H109V228H107V229H104L103 228V226H101V225H95V224H93L92 225V223H91V225L92 226H90L89 224H86L87 223V221L85 222V220H84V218H81V217H83V216H81L80 214L81 213H79V211H81V212H83L84 210H81V209H83L84 207H83V205H85V203H86V206L88 205V203L90 204V201H92L93 199H95V198H98V195L97 194H99V196H100V199H101V197L103 198L104 196L102 195L101 196V194H103V191L105 190V193L107 194V191L109 192V190L111 189V188H109L106 184H104V186L102 187V186H100V184L102 183V176L104 177L105 175L103 174V173H101L103 170L102 169H104V168H102V167H99L98 165H100V163H102L103 161H102V159H103V157H104V155H105V151H107V149L105 150V151H102V150H100L99 148H102L101 146H100V144H99V148L97 149H95V151L92 153V152H90V149H88L89 150V152H88V150L86 149V145H84V141H85V138H84V136L82 135L81 136V130L79 129V127L80 126H78ZM171 124H172V122H171ZM179 124V123H178ZM259 124V123H258ZM258 124H256V125H253V126H255V127H251L250 128V130L252 129V132L253 131H255L256 132V134L257 135H259V136H261L260 137V139H262V137H264V124H263V127H257V125ZM70 125H72V124H70ZM131 125V124H130ZM169 125V126H168ZM168 125H166V126H168L169 128H171V129H173V128H176V127H174L173 125H170V124H168ZM214 126L215 127V133L214 134H216V136H215V138L213 139V137H212V135L210 136V135H207L208 134V130H210V129H208V127H211V126ZM261 125V123L259 124V126ZM60 126V125H59ZM180 126H181V124H180ZM183 126H184V124H183ZM187 126V125H186ZM262 126V125H261ZM62 128H63V126H61ZM64 127H65V125H64ZM67 127V126H66ZM179 127V126H178ZM185 127V126H184ZM52 128V127H51ZM82 128V127H81ZM85 128H86V126H85ZM128 128V127H127ZM168 128V129H169ZM181 128V127H180ZM253 128H255V129H253ZM32 129V128H31ZM49 129H50V127H49ZM53 129V128H52ZM54 129H56L55 127H54ZM64 129V128H63ZM164 129V130H163ZM5 130V129H4ZM51 130V129H50ZM56 130H59L58 129V127H57V129ZM55 130V132H57ZM62 130V129H61ZM66 130H68V128L66 129ZM65 130V131H66ZM151 130V129H150ZM212 130V129H211ZM249 130V131H250ZM6 132H7V130H5ZM9 131V132H10ZM31 131V130H30ZM43 131V130H42ZM44 131H43V134H44ZM60 131V130H59ZM59 131L57 132V133H59ZM65 131H64V133H65ZM86 131H87V129H86ZM119 131V130H118ZM169 131V130H168ZM172 131V130H171ZM178 131H179V133H178ZM213 131V130H212ZM5 132V133H6ZM26 132H28V131H26ZM33 132V131H32ZM31 132V133H32ZM51 131H49V133H50ZM170 132V131H169ZM173 132H175V131H173ZM254 132V133H255ZM30 133V132H29ZM109 133V132H108ZM124 133V132H123ZM211 133V132H210ZM42 134V133H41ZM51 134V133H50ZM52 134H54V132L52 133ZM176 134V133H175ZM213 134V133H212ZM255 134V135H256ZM26 135V134H25ZM110 135V134H109ZM122 136H124L123 134H121ZM120 135V136H121ZM128 135V134H127ZM156 135V136H155ZM174 135V134H173ZM173 135H171V136H173ZM176 135V137H178ZM16 136V135H15ZM17 136H19V135H17ZM46 136H47V138L48 137H53V138H56V136H57V141H53V146H54V142H56L55 143V146H54V148L52 147V142L50 143L51 144V150H50V148H48L49 150H48V155H44V156H47L46 158V160H45V157H43V155H41L42 153H41V151L42 152H44L45 150H46V153H44V154H47V147H49V144L47 143V142H49V140H47V142L45 143L44 141H45V139L44 138H46ZM121 136V137H122ZM180 136V137H181ZM205 136H207L206 137V139H208L209 137L208 136H210L211 138H210V140L211 141H208L209 143H207L206 141H205ZM1 137H4V135L3 136H1ZM9 137V136H8ZM21 137H23V136H21ZM125 137V136H124ZM127 137V136H126ZM253 137V136H252ZM10 138V137H9ZM90 138H92V137H90ZM96 138V137H95ZM100 138V137H99ZM179 138V137H178ZM8 139V138H7ZM13 139V138H12ZM49 139V138H48ZM64 139L62 140V141H64ZM105 140H108V139H106V138H104ZM103 139V140H104ZM120 139V138H119ZM122 139V138H121ZM126 139V138H125ZM170 139H172V138H170ZM216 139H218V142L216 143L215 142V144H213V143H211L210 144V142H212L213 140H216ZM9 140H11V139H9ZM14 140V139H13ZM96 140V139H95ZM103 140L101 141V142H103ZM105 140H104V143H106L105 142ZM114 140V139H113ZM109 142L111 141V140H108ZM124 141V140H123ZM168 141V140H167ZM12 142V141H11ZM18 142V141H17ZM60 142V141H59ZM85 142H87V141H85ZM92 142V141H91ZM185 142V141H184ZM22 143V142H21ZM30 143V142H29ZM64 143H65V141H64ZM46 145V144H48L47 146H46V148L45 149H43L42 147H43V145ZM58 144V143H57ZM62 144V143H61ZM66 144H63V145H66ZM92 144V143H91ZM11 145V144H10ZM44 145V146H45ZM105 145V144H104ZM108 145H109V143H108ZM138 145V144H137ZM16 146V145H15ZM23 146V145H22ZM60 146V147H59ZM88 146V145H87ZM119 146H120V143H119ZM186 146V145H185ZM20 147V146H19ZM126 147V146H125ZM14 148V147H13ZM12 148V149H13ZM17 148V147H16ZM59 148H61V149H59ZM91 148V147H90ZM22 149V148H21ZM42 149V150H41ZM111 149V148H110ZM20 150V149H19ZM27 150V149H26ZM25 150V151H26ZM202 151L203 150V152H201V154L202 155H200V157L199 156H197V152L198 151ZM12 151V150H11ZM15 151H18V150H15ZM50 151V152H49ZM51 151H52V153H51ZM199 151V152H200ZM10 152V151H9ZM8 152V153H9ZM63 152V151H62ZM61 152V153H62ZM108 152V151H107ZM107 152H106V154H107ZM17 153V152H16ZM24 153V152H23ZM26 153V152H25ZM90 153L91 154H93V156H90ZM183 153V152H182ZM184 153V154H185ZM112 154V153H111ZM137 154V153H136ZM185 154V155H186ZM12 155V154H11ZM16 155V154H15ZM50 155V156H51ZM58 155V156H59ZM113 155V154H112ZM205 155H207V154H204V157H206ZM57 156V157H58ZM70 156V155H69ZM68 156V157H69ZM106 156V155H105ZM4 157V156H3ZM16 157V156H15ZM20 158H21V156H19ZM52 157V156H51ZM51 157H50V159H51ZM52 157V158H53ZM211 157V156H210ZM8 158H9V156H8ZM25 158L27 159L28 157L27 156H25ZM24 158V159H25ZM17 159V158H16ZM112 159V158H111ZM211 159V158H210ZM0 160H4V159H1L0 158ZM14 160V161H13ZM22 160V159H21ZM28 160H30V159H28ZM31 160H33V159H31ZM48 160V162H46ZM104 160V159H103ZM108 160L109 161H107V159H105L104 160V163H107V162H110V159L108 158ZM169 160V159H168ZM239 160V161H238ZM241 160V161H240ZM5 161V160H4ZM51 161V162H50ZM98 161H100L99 163H98ZM11 164H10V163ZM23 162H24V160H23ZM22 162V163H23ZM25 162H27V161H25ZM239 162H241V163H243V166L242 167H239L238 165L240 164ZM112 163V162H111ZM186 163V162H185ZM8 164H10V165H8ZM21 164V163H20ZM28 164H30V165H28ZM65 164H73V166L75 167V168H77V169H85V171H86V168H87V170L88 169H90L91 170V168L93 169H95V170H97V176L95 177V180H94V182L92 181L93 179H90L89 178V176H88V178L86 179V178H82V173H80V172H78V170H67L68 168L67 167H65ZM94 164V165H93ZM110 164V163H109ZM195 164V165H196ZM197 164V165H198ZM213 164V163H212ZM25 165V164H24ZM23 165V166H24ZM103 165V164H102ZM193 165V164H192ZM206 165V164H205ZM204 165V166H205ZM207 165H209V164H207ZM217 165V164H216ZM220 166V165H219ZM69 167V166H68ZM105 167H108V163H107V165L105 164ZM187 167V166H186ZM210 167V166H209ZM27 168H29V167H27ZM26 168V169H27ZM40 168V169H41ZM222 168V167H221ZM25 169V170H26ZM108 169V168H107ZM106 169V170H107ZM113 169V168H112ZM174 169V168H173ZM172 169V170H173ZM207 169V168H206ZM224 169V170H225ZM22 170V169H21ZM28 170V169H27ZM33 170V169H32ZM90 170H89V172H90ZM172 170H171V172H172ZM209 170V169H208ZM75 171H77V172H75ZM94 171V170H93ZM115 171V170H114ZM175 171V170H174ZM21 172V171H20ZM25 172V171H24ZM176 172V171H175ZM18 173V172H17ZM22 173H23V171H22ZM96 173V172H95ZM133 173H134V171H133ZM24 174V173H23ZM106 174V173H105ZM131 174V173H130ZM9 175H13V177L15 176V178H13L12 179V176L10 177V183H8L7 182V180H8V178L6 179V177L7 176H9ZM25 175V174H24ZM107 175V174H106ZM111 175V174H110ZM135 175V174H134ZM137 175V174H136ZM168 175H169V173H168ZM84 176V175H83ZM127 175H125V177H126ZM94 177H92V178H94ZM128 177V176H127ZM132 177V176H131ZM130 177V178H131ZM138 177V176H137ZM24 178V177H23ZM106 178V177H105ZM110 178V177H109ZM136 178V177H135ZM140 178V177H139ZM88 179L90 180V181H92L94 184H92V185H94V186H92V188H90L91 186L90 185H88V183H87V181H88ZM162 179V178H161ZM129 180H131V179H129ZM136 180V179H135ZM134 181V180H133ZM13 182V181H12ZM89 182V181H88ZM106 182V181H105ZM104 182V183H105ZM118 182V181H117ZM89 184H91V183H89ZM109 185H110V182L108 183ZM119 184V183H118ZM251 184V183H250ZM124 185V184H123ZM128 185V184H127ZM19 186V185H18ZM89 186V187H88ZM100 187H101V190H98V189H100ZM120 187H121V185H120ZM120 187H118V188H120ZM123 187V186H122ZM26 188V189H25ZM25 189V190H24ZM31 189V190H30ZM106 189H107V191H106ZM22 190V189H21ZM122 190V189H121ZM85 191V192H84ZM33 193H34V191H32ZM112 192V193H111ZM110 193L111 194H113V190L112 191H110ZM109 193V194H110ZM27 194H28V192H27ZM110 194V195H111ZM119 194H120V191H119ZM255 194V193H254ZM19 195V194H18ZM35 195V194H34ZM105 195V194H104ZM253 195V194H252ZM261 195V194H260ZM116 196V195H115ZM114 196V197H115ZM254 196V195H253ZM0 197H2V196H0ZM5 197V196H4ZM167 197H169V196H167ZM22 198V197H21ZM138 198V197H137ZM139 198H141V197H139ZM155 198V197H154ZM1 199V198H0ZM35 199V198H34ZM151 199V198H150ZM19 200V201H18ZM141 200V199H140ZM156 200V199H155ZM166 200H168V199H166ZM5 201V200H4ZM113 201V200H112ZM136 201V200H135ZM11 202V201H10ZM41 202H44L43 204L41 203ZM97 202V201H96ZM95 202V203H96ZM105 202V201H104ZM107 202V201H106ZM105 202V203H106ZM138 202V201H137ZM115 203H116V201H115ZM169 203V202H168ZM8 203H6V205H7ZM40 204H42V205H40ZM99 204V203H98ZM101 204V203H100ZM129 204H132V203H129ZM134 204V203H133ZM199 204V203H198ZM1 205H5V204H1ZM9 205V204H8ZM95 205V204H94ZM102 205H103V202H102ZM109 205V204H108ZM128 205V204H127ZM141 205V204H140ZM249 204H245V207L246 206H248ZM258 205V204H257ZM91 206V205H90ZM93 206V205H92ZM96 206V205H95ZM98 206H100V205H98ZM130 206V205H129ZM139 206V205H138ZM83 207V208H82ZM109 207V206H108ZM113 207V206H112ZM196 207V206H195ZM202 207V206H201ZM244 207V208H245ZM249 208L248 209H244L243 211H240L239 210V212H238V215L237 216H233V214L232 213H228V212H226V210H224L225 212H226V214L224 213V211H223V213H224V215H226L227 216V218L229 217V219H230V222H233V223H235V225H236V228H237V237H238V245L236 246V247H239L240 248V251H239V253H241L242 252V250L247 246V244H248V241H250L251 242V239L253 238H257L258 239V237L257 236H261L262 237V234H263V237H264V204H263V206L262 205H258V206H248ZM9 208V207H8ZM87 208V207H86ZM89 208V207H88ZM92 208V207H91ZM95 208V207H94ZM97 208V207H96ZM118 208H119V210L120 211H123L124 209H126L127 207H125L124 208V206H122L121 205V207H119V206H117V210H118ZM130 208H133V207H130ZM129 208H127V210H128ZM140 209V208H139ZM225 209V208H224ZM6 210V213H4V211ZM93 210H95V209H93ZM97 210V209H96ZM95 210V211H96ZM110 210V209H109ZM116 210V209H115ZM9 211H10V209H9ZM88 212H90L91 213V211L90 210H87ZM112 211V210H111ZM114 211V210H113ZM112 211V212H113ZM197 211H199V212H201V210H200V207L198 206L197 207ZM237 211V210H236ZM2 212V213H1ZM117 212V211H116ZM129 212V211H128ZM127 212V213H128ZM137 212H139L138 210H137ZM196 212V211H195ZM198 212V213H199ZM8 213V214H7ZM22 213V214H21ZM90 213H88V214H90ZM96 213V212H95ZM98 213V212H97ZM100 213V212H99ZM122 213V212H121ZM197 213V212H196ZM197 213V214H198ZM202 213V212H201ZM201 213H200V215H197V214H195V215H191L190 217L188 216V217H186L185 216V218H184V220H183V223H184V226H186V227H193V226H198L199 224H201V223H203L202 222V220H204V218H203V216L201 215ZM222 213V214H223ZM234 213V212H233ZM102 214V213H101ZM110 214V213H109ZM117 214V213H116ZM126 214V213H125ZM130 214V213H129ZM26 215V214H25ZM36 215V214H35ZM52 215V216H51ZM80 215V216H79ZM114 215H115V213H114ZM128 215V214H127ZM127 215H125V216H127ZM131 215V214H130ZM79 216V217H78ZM104 216V215H103ZM113 216V215H112ZM129 216V215H128ZM132 216H134V215H132ZM25 217V216H24ZM36 217V216H35ZM34 217V218H35ZM63 217V216H62ZM90 217V216H89ZM92 217V216H91ZM94 217H97L96 215L94 216ZM100 218H101V216H99ZM117 217V216H116ZM14 218V219H13ZM16 218V219H15ZM99 218V219H100ZM106 219H107V217H105ZM119 218V217H118ZM13 219V220H12ZM109 219H111L110 217H109ZM123 219H124V217H123ZM23 220V219H22ZM22 220L20 221V222H22ZM32 220V219H31ZM36 220V219H35ZM66 220V219H65ZM126 220V219H125ZM26 221V220H25ZM32 221H34V219L32 220ZM41 221V220H40ZM48 221V222H49ZM95 221H96V219H95ZM107 221H108V219H107ZM124 221V220H123ZM131 221V220H130ZM59 222V221H58ZM91 221L89 220V223H90ZM100 221H98V223H99ZM101 222H103V221H101ZM105 222V221H104ZM112 222V221H111ZM127 222H128V220H127ZM25 222L23 221V223L22 224H24ZM69 223V222H68ZM130 223V222H129ZM12 225H13V223H11ZM22 224H20V225H22ZM26 224V226H28L27 225V223H25ZM35 224V223H34ZM105 224V223H104ZM109 224V223H108ZM111 224V223H110ZM113 224V223H112ZM111 224V225H112ZM120 224V223H119ZM37 225H38V223H37ZM70 225V224H69ZM87 225H89V226H87ZM116 225V224H115ZM128 225V224H127ZM15 226H16V224H15ZM18 226V225H17ZM30 226V225H29ZM39 226V225H38ZM54 226V225H53ZM105 226H107V225H105ZM25 227V226H24ZM23 227V228H24ZM45 227L47 228V226L45 225ZM49 227V226H48ZM51 227H52V224H51ZM50 227V228H51ZM191 227V228H192ZM204 227V226H203ZM5 228V227H4ZM16 228V227H15ZM23 228H21L20 229V232H19V228H18V232L19 233H21V231H23ZM30 228V227H29ZM29 228H27L25 231H26V233H22V234H20V236H23V238L25 239V238H29V236H30V234H31V239H33L32 238V235H33V237L36 235H38V233L37 234H33V232H32V229H31V231H29V232H32V233H27V231H28V229ZM36 228V227H35ZM53 228V227H52ZM63 228V227H62ZM115 228H116V226H115ZM194 228V227H193ZM198 228H199V226H198ZM200 228H201V226H200ZM10 229V228H9ZM8 229V230H9ZM25 229V228H24ZM38 229V228H37ZM40 229V228H39ZM71 229V230H72ZM120 229H122V228H120ZM172 229V228H171ZM173 229H175V228H173ZM4 230V229H3ZM7 230V231H8ZM11 230V229H10ZM13 230V229H12ZM17 230V228L16 229H14V231H11V233L12 234H17L18 232L16 231ZM73 230V231H74ZM176 230V229H175ZM187 230V229H186ZM192 230V229H191ZM24 231V232H25ZM38 231V230H37ZM62 231H64V229L62 230ZM122 231V230H121ZM197 231V230H196ZM203 231V230H202ZM205 231V230H204ZM6 232V231H5ZM35 232V231H34ZM39 232V231H38ZM48 232H49V230H48ZM163 232V231H162ZM171 232H173V231H171ZM181 232V231H180ZM179 232V233H180ZM193 232H195L194 230H192V233ZM127 233V232H126ZM153 233V232H152ZM166 233V232H165ZM168 233V232H167ZM182 233V232H181ZM180 233V234H181ZM199 233V232H198ZM201 233V232H200ZM205 233V232H204ZM260 233H262L261 235H259ZM9 234L10 233H8V237H9ZM39 234H40V232H39ZM44 234V237L46 236V239H47V235L45 234V232L43 233ZM155 234V233H154ZM174 234V233H173ZM184 234V233H183ZM182 234V235H183ZM189 234V233H188ZM203 234V233H202ZM5 236L4 234H1V236ZM54 235V234H53ZM71 235V234H70ZM164 235H166V234H164ZM170 235V234H169ZM193 235H195L194 233H193ZM200 235V234H199ZM0 236V238H2ZM35 236V237H36ZM122 236V237H121ZM128 236V235H127ZM127 236H125V237H127ZM154 236V235H153ZM163 236V235H162ZM168 236V235H167ZM176 236H177V233H176ZM196 236V235H195ZM202 236V235H201ZM254 236H256V237H254ZM6 237V236H5ZM11 237V236H10ZM34 237V238H35ZM262 237V238H263ZM22 240H24L22 237H20ZM52 238V237H51ZM51 238H49V239H51ZM56 238V237H55ZM162 238V237H161ZM160 238V239H161ZM176 238H178V237H176ZM3 239V238H2ZM7 239V238H6ZM17 238H15V240H16ZM45 239V240H46ZM133 239V238H132ZM171 239V238H170ZM169 239V240H170ZM182 239H183V237H182ZM181 239V240H182ZM184 239H185V237H184ZM260 240H261V238H259ZM4 240V239H3ZM35 240V239H34ZM91 240V241H92ZM125 240L127 241V243H124L125 242ZM165 240V239H164ZM260 240H258V242L260 241ZM28 241H30V240H28ZM47 241V240H46ZM49 241V240H48ZM56 241V240H55ZM131 241V240H130ZM16 242H18V241H16ZM32 241H30V243H31ZM85 242V241H84ZM162 242V243H161ZM165 242V241H164ZM30 243H29V245H30ZM33 243V242H32ZM140 243H141V241H140ZM172 243V242H171ZM13 244V243H12ZM18 244V243H17ZM15 245L16 247H15V249L16 248H18V250H19V252L17 253V254H15L14 252L12 253L13 255H14V257H16V261L18 260V261H21L22 263H24V264H44L45 263V261H44V263H40V262H38L39 261V259L36 261L35 259H34V257H31V254L29 253L28 254V252L30 251L31 252V250L29 249V251L28 252H26V251H24V249L22 248V247H24L25 245H23L22 247H20L21 245H20V243H19V245ZM22 244V243H21ZM27 244H28V242H27ZM143 244H145V243H143ZM48 245H49V243H47V246L46 247H48ZM76 245V244H75ZM109 245H106V246H109ZM110 245V246H111ZM182 245V244H181ZM14 246V245H13ZM28 246V245H27ZM26 246V247H27ZM35 246H36V244H35ZM40 246V245H39ZM38 246V247H39ZM58 246V245H57ZM114 246V245H113ZM186 246V245H185ZM12 247V246H11ZM30 247V246H29ZM60 246H58V248H59ZM184 247V246H183ZM14 248V247H13ZM25 248V247H24ZM40 248V247H39ZM44 248V247H43ZM54 248V247H53ZM57 248V249H58ZM182 248V247H181ZM28 249V248H27ZM32 249H34L33 247H32ZM61 249V248H60ZM105 249H106V247H105ZM185 249V248H184ZM221 249V248H220ZM2 250V249H1ZM17 250V251H18ZM35 250V249H34ZM36 250H39V249H36ZM42 250V249H41ZM50 250H51V247H50ZM130 250V249H129ZM187 250V249H186ZM238 250V249H237ZM40 251V250H39ZM196 251H198V250H196ZM224 251V250H223ZM34 252V251H33ZM50 252H52L53 254L52 255H54V252H56V251H50ZM70 252V251H69ZM97 252V251H96ZM188 252V251H187ZM190 252H192V251H190ZM199 252V251H198ZM200 252H202V251H200ZM225 252V251H224ZM39 253H42L41 251L39 252ZM57 253V252H56ZM55 253V254H56ZM125 253V252H124ZM221 253V252H220ZM237 253H238V251H237ZM0 254H1V256L2 255H6L7 253L6 252H4V251H0ZM36 254V253H35ZM68 254V253H67ZM143 254H145V253H143ZM142 254V255H143ZM225 253H223L222 252V254H221V257H220V255H219V258L218 259H216V260H214L213 258H212V260H213V262L210 260V263H208L209 261H204L206 264H215L217 261H219V260H222V259H224V258H227L229 255H224ZM25 255L26 257L28 256V258L29 259H31L32 260V262H30V261H28L26 258H24L23 256ZM34 255V254H33ZM51 254H49V256H50ZM57 255V254H56ZM58 255H60V254H58ZM147 255V254H146ZM149 255V254H148ZM201 255V254H200ZM235 255V254H234ZM239 255V254H238ZM241 255V254H240ZM261 255H263V254H261ZM44 256V255H43ZM68 256H70V254L68 255ZM199 256V255H198ZM203 256V255H202ZM201 256V257H202ZM218 256V255H217ZM3 257V256H2ZM60 257V256H59ZM144 257H145V255H144ZM216 257V256H215ZM41 258H42V256H41ZM147 258H149V257H147ZM207 258V257H206ZM230 258V257H229ZM261 258H262V256H261ZM43 259H44V257H43ZM48 259H50V258H48ZM56 259V258H55ZM126 259V258H125ZM4 260V259H3ZM2 260V261H3ZM58 260V259H57ZM79 260V259H78ZM157 260V259H156ZM11 261V260H10ZM13 262H14V259L12 260ZM11 261V262H12ZM41 261H42V259H41ZM52 261V260H51ZM68 261V260H67ZM125 261V260H124ZM9 262V261H8ZM43 262V261H42ZM49 262V261H48ZM126 262V261H125ZM2 263V262H1ZM17 263V262H16ZM58 263L59 264H67V262H65V260H63V259H59V261H58ZM127 263V262H126ZM47 264H49V263H47ZM204 264V263H203ZM217 264V263H216Z\"/></svg>","mask_w":264,"mask_h":264}]
</instances>
